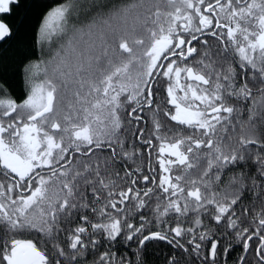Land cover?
Here are the masks:
<instances>
[{"label": "snow or ice", "instance_id": "6c2138e0", "mask_svg": "<svg viewBox=\"0 0 264 264\" xmlns=\"http://www.w3.org/2000/svg\"><path fill=\"white\" fill-rule=\"evenodd\" d=\"M161 244L264 264V0H0V264Z\"/></svg>", "mask_w": 264, "mask_h": 264}, {"label": "trees", "instance_id": "16d2710c", "mask_svg": "<svg viewBox=\"0 0 264 264\" xmlns=\"http://www.w3.org/2000/svg\"><path fill=\"white\" fill-rule=\"evenodd\" d=\"M39 56L37 54V57H33V59H38ZM25 82L23 73L20 70H16L13 73L10 74V81H9V92L13 96V98L17 99L18 101L22 100V98L26 95L25 92ZM146 126H150V120L149 124ZM119 253L129 257V253L134 251V249L129 248L125 250L123 247H119L118 249ZM154 252V255L151 256L149 264H164V257L172 251L170 247L167 244H161L158 245L157 248L152 250ZM240 255L239 248H235L231 253V259L235 260Z\"/></svg>", "mask_w": 264, "mask_h": 264}, {"label": "rangeland", "instance_id": "374dc122", "mask_svg": "<svg viewBox=\"0 0 264 264\" xmlns=\"http://www.w3.org/2000/svg\"><path fill=\"white\" fill-rule=\"evenodd\" d=\"M41 75H42V73H41Z\"/></svg>", "mask_w": 264, "mask_h": 264}]
</instances>
